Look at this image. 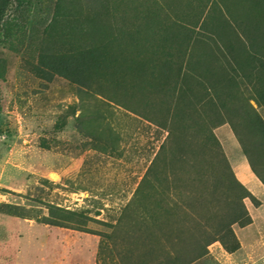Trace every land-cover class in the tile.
<instances>
[{"label":"rangeland","instance_id":"374dc122","mask_svg":"<svg viewBox=\"0 0 264 264\" xmlns=\"http://www.w3.org/2000/svg\"><path fill=\"white\" fill-rule=\"evenodd\" d=\"M73 60L86 89L53 69ZM244 107L264 124V0H9L0 264H264V196L243 154L264 135ZM162 126L174 131L159 152ZM184 154L221 155L237 186ZM240 209L251 223L228 228L237 249L207 245Z\"/></svg>","mask_w":264,"mask_h":264},{"label":"trees","instance_id":"16d2710c","mask_svg":"<svg viewBox=\"0 0 264 264\" xmlns=\"http://www.w3.org/2000/svg\"><path fill=\"white\" fill-rule=\"evenodd\" d=\"M8 3H9V0H0V22L5 13ZM53 69L56 71L57 74L67 79V81L70 84L76 85L81 89L88 88L87 84L85 83L86 77L84 76L82 65L78 61L73 60L69 62L68 64H57L56 68H53ZM84 96H87V94H84V93L78 94L79 107L81 106V110H79V112L81 113H82V104L84 102V99L86 98ZM242 113H244L245 116H247L249 119L250 124L249 126L246 127L249 133L253 135V137L255 138L258 137L259 134L264 135V124L260 121L255 111L252 108L244 107L242 109ZM135 115L139 116L138 114H135ZM79 119H82V114H80L77 117V120ZM162 129L167 132V137L164 143L160 146L159 152L163 151V148L166 142H169V143L171 142V134L174 131L173 128L170 126L169 127L162 126ZM79 132L81 133V130H79ZM255 144L256 143H252L251 146L253 148L252 147L243 148V154L247 157V161L251 169V172L254 174V176L260 181V183L264 187V174L260 170L264 168V163L258 153V148L259 149L262 148L264 144L258 147L257 145L253 146ZM158 160H159V155L155 158L154 162H157ZM196 162L200 165V168L206 172L211 173L213 171H217L219 173V178L214 180L215 182H213L215 185L235 184L237 186V183L231 177L230 170H229V167L226 161L222 158L221 155L207 154L203 156L202 158L200 156L196 158L194 156H189V155L184 154V156H182L181 158L180 165L191 168L192 166L196 164ZM167 167H168L167 169L174 170V167L172 166H167ZM199 180H200L199 183L201 182L204 183L205 181H208V178H206L204 175L203 176L199 175ZM246 198H249L250 200L254 201L251 195L248 194L247 192H244L243 196H240L238 200L241 203L242 200ZM199 200L200 201L202 200V198L199 196L190 197L188 201L186 202L185 207L188 209H194V207L192 206L193 202L195 203L196 201H199ZM39 203L42 205H46L47 207H49L50 209H54L55 211H61L60 209L55 208L51 205L43 204L42 202H39ZM257 205H258L257 202H255V206ZM240 207H241V204H240ZM72 215H75V214H72ZM98 215L99 214H97V216ZM242 219H244L245 221L243 222ZM250 223H251L250 218H247V214L245 213L243 209H240V212L238 214H235V217L231 219L230 224L225 227V230L228 231L226 232V238H213L212 240H210V242H208L207 245H210L211 243L216 242V241H220L223 248L227 252L232 253L233 251L237 249V247L232 239L231 233L229 232L228 228L231 227L232 225H239L240 227H246L250 225ZM174 239L176 240V238Z\"/></svg>","mask_w":264,"mask_h":264},{"label":"crops","instance_id":"0c3cea01","mask_svg":"<svg viewBox=\"0 0 264 264\" xmlns=\"http://www.w3.org/2000/svg\"><path fill=\"white\" fill-rule=\"evenodd\" d=\"M245 184H248L250 187H248V190L253 194L256 195V192L264 196V187L263 185L258 181V179L253 175V173H250L245 176ZM258 183V184H256ZM99 217H102V215H99Z\"/></svg>","mask_w":264,"mask_h":264}]
</instances>
